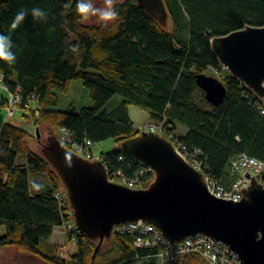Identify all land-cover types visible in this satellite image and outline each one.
Returning <instances> with one entry per match:
<instances>
[{
  "label": "trees",
  "instance_id": "trees-1",
  "mask_svg": "<svg viewBox=\"0 0 264 264\" xmlns=\"http://www.w3.org/2000/svg\"><path fill=\"white\" fill-rule=\"evenodd\" d=\"M162 2L167 13L164 27L135 0H114L120 19L113 27L104 21L83 23L76 0H0V33L11 36L17 55L14 65L0 61L3 84L7 92L18 87L23 97L37 96V114L21 112L20 119L32 120L31 130L40 133L34 138L12 123L0 129V227L4 229L0 251L12 248L46 264H205L194 253L161 263L157 250L137 249L128 235L113 230L97 250L98 240L67 233L76 252L62 257L61 246L51 243V237L65 222L73 223L72 210L57 174L40 151L32 149L33 141L40 148L46 144L49 135L44 136V126L56 138L60 129H66L76 144L89 141L92 146L108 139L121 144L142 132L128 115L130 107H137L147 112L150 124L163 125L188 148L199 150L208 172L225 186L231 182L230 162L238 156L246 154L264 163V115L256 109L264 108V102L222 67L209 43L247 26H264V1ZM22 8L43 9L47 21L34 22L27 16L12 29ZM74 46L77 52L72 51ZM201 75L223 84L222 103L214 106L206 101L196 82ZM74 81L88 90L93 106L57 110L60 95ZM115 96L119 99L107 108ZM178 127L185 130L181 137ZM99 159L110 172L129 174L127 166L135 170L139 165L120 148ZM35 176L41 177V182L35 181L41 185L38 192L31 185ZM55 193L62 200H56ZM2 260L0 264H7Z\"/></svg>",
  "mask_w": 264,
  "mask_h": 264
},
{
  "label": "water",
  "instance_id": "water-1",
  "mask_svg": "<svg viewBox=\"0 0 264 264\" xmlns=\"http://www.w3.org/2000/svg\"><path fill=\"white\" fill-rule=\"evenodd\" d=\"M135 2L166 26L162 0ZM209 43L222 67L264 101V26H247ZM196 82L208 103H222L226 90L217 78L201 75ZM43 134L49 135L46 144L35 149L62 183L78 233L99 241L96 250L111 237L115 225L141 221L154 226L169 243L205 235L228 246L242 264H264V187L255 178L249 177L248 187L240 189L239 202L217 198L165 138L141 132L119 144L122 152L152 170V182L135 190L109 182L102 160L67 151L47 128ZM244 176L248 178L246 172Z\"/></svg>",
  "mask_w": 264,
  "mask_h": 264
},
{
  "label": "built area",
  "instance_id": "built-area-1",
  "mask_svg": "<svg viewBox=\"0 0 264 264\" xmlns=\"http://www.w3.org/2000/svg\"><path fill=\"white\" fill-rule=\"evenodd\" d=\"M3 83L4 75L0 73V107L4 110L7 117L12 118L17 112L37 114V96L31 94L23 97L18 87L13 92H7ZM256 109L259 110L261 115H264V108L257 106ZM28 123L33 126L32 120H29V122H22V127L34 134L36 129L32 131L29 127L23 126ZM143 128L147 129L148 132L165 138L171 144L175 154L201 174L204 178L206 189L217 198L239 202L243 197L240 189L248 187L250 183L249 177L255 178L264 187V163L253 157L242 154L230 162L229 177L231 182L228 186H225L208 172L202 159V153L199 150L188 148L163 125L148 123ZM57 138L67 151H71L77 156L88 160L92 158L89 149L91 143L89 141H85L84 144L74 143L72 135L66 129H60ZM118 160L121 161V158ZM105 169L109 182L135 190L142 189L145 184H149L153 180L151 168L141 163L135 170L131 166H127L130 175L124 174L120 170L110 172L107 167ZM245 172L248 174V178L244 176ZM54 198L62 200V196L58 193L54 194ZM61 229L71 236L78 233L75 225L70 222H65ZM112 230L128 235L132 239L133 246L137 249L157 250V257L161 263L173 262L183 254L194 253L205 264H242L228 246L205 235L191 236L180 243L173 244L166 241L154 226L141 221L118 224ZM135 260H138L137 256Z\"/></svg>",
  "mask_w": 264,
  "mask_h": 264
},
{
  "label": "rangeland",
  "instance_id": "rangeland-1",
  "mask_svg": "<svg viewBox=\"0 0 264 264\" xmlns=\"http://www.w3.org/2000/svg\"><path fill=\"white\" fill-rule=\"evenodd\" d=\"M91 2L93 3L94 7L103 9L104 6H105L106 0H92ZM101 21L102 20H100L98 16H88L87 18H85L83 20V23L94 24V23H98V22H101ZM84 90H85L84 93L81 94L83 96H81L79 98V100H80V109L83 108V107L91 108L93 106V103L90 100L89 95H88V90L85 89V88H84ZM63 96L64 95H61V97L59 99V103H58L59 105L57 106V109L59 107H62V105L64 106V104H65V101H64L65 98ZM118 99H119L118 96L113 97L108 102L107 108L112 107L117 102ZM132 108H134L135 112H140L138 114V116H136L134 114V112H133L132 113V120L134 121L135 124L141 125L142 123H144V121H146V118L148 117V115H146L147 112L144 111V110L138 109L137 107H132ZM18 113H16L12 117V119H10V123L22 127V122L19 119V114ZM142 113L145 114V115L142 116ZM23 126L29 127L30 130L32 129V126H30L29 123L28 124H24ZM141 127H143V125ZM139 128H140V126H139ZM181 128L184 129L183 127H178L177 128V133L178 134H180L182 132ZM33 130H35V129L33 128ZM141 131L142 132H147V129L143 128V129H141ZM38 132H39V130H38ZM32 135H33L34 138H37L36 137V133H34V134L32 133ZM39 136H40V133H39ZM32 146L35 149V147L38 146V145L36 144L35 141H33L32 142ZM119 148H120L119 144L115 143L114 141H112L110 139L102 141V142H99V143H94L90 147L91 155H92V158L90 160L93 161L96 158L100 157L101 154H105V153H108V152H110L112 150L119 149ZM35 151H36V149H35ZM39 178H41V177L40 176H35L32 179V181H31V185H33V183H35V181H37L36 183L41 182V179H39ZM34 191L38 192L35 189H34ZM72 219H73V217H72ZM56 233H57V235H55V237H54L53 244L56 243V245H59V243H60V245H59V246H61L60 252H59L60 255L62 257H64V258H67L69 255H73L76 252V247H75L74 240L71 239V241H69L66 238V235H68V234L66 232H64V230L61 229V228L57 229ZM0 259H3L2 261H4L7 264H46L39 257L32 256V255H27V254H23V253H17L12 248L11 249H3V250H1L0 251Z\"/></svg>",
  "mask_w": 264,
  "mask_h": 264
},
{
  "label": "clouds",
  "instance_id": "clouds-1",
  "mask_svg": "<svg viewBox=\"0 0 264 264\" xmlns=\"http://www.w3.org/2000/svg\"><path fill=\"white\" fill-rule=\"evenodd\" d=\"M67 6V5H66ZM76 11L83 17L98 16L100 20L116 26V22L120 19V13L114 3V0H106L103 9L94 7L91 0H76ZM47 13L41 8L20 9L14 16L11 28L19 27L27 16H31L34 22H46ZM14 44L9 34L0 33V61H4L9 65H14L17 61V55L13 51ZM73 52H77L78 48L73 47ZM33 189L39 191L41 185L33 183Z\"/></svg>",
  "mask_w": 264,
  "mask_h": 264
},
{
  "label": "crops",
  "instance_id": "crops-1",
  "mask_svg": "<svg viewBox=\"0 0 264 264\" xmlns=\"http://www.w3.org/2000/svg\"><path fill=\"white\" fill-rule=\"evenodd\" d=\"M84 88H83V85H82V83L81 82H79V81H74V82H72L71 83V85H70V88L68 89V92L63 96L64 98H65V104H64V106L62 105V107H59L57 110H61V111H65V110H68L69 108H74L76 111H78L79 109H80V100H79V98L81 97V96H83V95H81V94H83L84 93ZM60 97H61V95H60ZM88 104V103H87ZM59 105V104H58ZM88 106V105H87ZM134 112V114L136 115V116H138V114L140 113V112H135V110H134V108H132V107H130L129 109H128V115H129V117H130V119L132 120V113ZM145 114H143L142 113V116H144ZM147 115V114H146ZM20 117H21V113H19V119H20ZM10 119H12V118H9V117H7L6 115H5V112H4V110L0 107V129H1V127H2V125L3 124H5V123H10ZM21 120V122H24L25 120H22V119H20ZM133 121V120H132ZM149 121H148V117L146 118V121H144V123H142L141 125H137V124H135L134 123V121H133V123L137 126V127H139V126H144L145 124H147ZM45 128H47L48 129V127L47 126H44L43 128H42V130L43 129H45ZM182 129V128H181ZM182 132L180 133V134H178L177 132V136H179V137H181V136H183L184 134H185V130L184 129H182L181 130ZM32 149L33 150H35L34 149V147L32 146ZM90 152H91V150H90ZM56 230L57 229H55L54 230V233H53V235H52V237H51V242L53 243V240H54V237H55V235H57V233H56ZM4 234V229L2 228V227H0V236L1 235H3ZM54 244H56V243H54ZM59 245H60V243H59Z\"/></svg>",
  "mask_w": 264,
  "mask_h": 264
}]
</instances>
